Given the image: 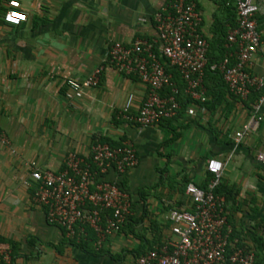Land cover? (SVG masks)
<instances>
[{
  "label": "crops",
  "instance_id": "obj_1",
  "mask_svg": "<svg viewBox=\"0 0 264 264\" xmlns=\"http://www.w3.org/2000/svg\"><path fill=\"white\" fill-rule=\"evenodd\" d=\"M9 1L0 0V131L9 139V144L0 143V243L11 253L10 262L2 264L135 263L132 251L141 241L132 233L108 235L102 243L105 251L98 253L96 247L68 241L65 228L33 199L35 183L28 162L58 171L71 153L90 160L91 144L98 136L115 141L124 137L136 148L137 165L120 174L112 164L104 173L107 180L123 185L133 216L143 212L144 190L150 213L160 220L165 219L164 208L179 207L183 195L189 204L182 182L204 188L208 159L222 160L220 186L224 192L232 190L226 214L229 248L245 245L240 248L252 250L256 264H264V167L257 160L264 152V90L262 102L257 101L263 117L259 129L240 143L233 134L248 121L255 103L250 107L210 77L204 79L205 91L211 92L209 106L190 101L185 109L180 106L176 118L141 127L123 108L133 94L129 114H138L149 88L136 72H122L108 52L114 42L133 46L137 40H156L159 51L156 15L166 14L173 0H18L26 15L21 22L6 18ZM256 2L263 40L250 69L264 75V0ZM197 7L198 29L207 40L209 58L218 59L225 48L235 60L234 45L225 40L222 47L215 45L221 27L228 35L237 23L235 10L223 0H197ZM99 66V85L83 88L70 101L67 77L84 79ZM184 94L188 95L186 89ZM175 133L178 137L172 139ZM148 223L146 219L145 226ZM78 226L75 237L87 236L84 228L89 225ZM146 235L152 236L151 230ZM163 237L164 245L174 238L170 227Z\"/></svg>",
  "mask_w": 264,
  "mask_h": 264
},
{
  "label": "built area",
  "instance_id": "obj_2",
  "mask_svg": "<svg viewBox=\"0 0 264 264\" xmlns=\"http://www.w3.org/2000/svg\"><path fill=\"white\" fill-rule=\"evenodd\" d=\"M230 2L234 4L237 15V25L227 36L229 44L237 45L234 64L231 54L209 64L208 43L198 29L201 17L197 0H173L166 14L156 15L159 56L155 51L156 40H137L133 46L114 42L110 46L109 59L126 74L136 72L149 88L136 115L129 114L134 96H128L123 108L126 117L141 127H147L177 115L180 109L179 89L159 57H166L170 65L179 70L186 82V92L193 100L204 102L207 99L204 79L208 66L210 70L217 71L230 92L242 100H247L253 89L264 90V75L254 74L250 69L254 56L262 49V35L256 20L260 8L256 0ZM8 7L5 13L8 20H26L18 0H10ZM102 71L103 67L99 66L84 79L67 77L66 97L72 101L83 88L98 86ZM168 86L171 93L162 94ZM258 102H262L261 97ZM258 102L248 121L234 132L236 143L259 129L263 117L259 113ZM0 143L9 144L8 137L1 131ZM89 159L100 166L101 173L114 164L122 174L137 165L138 154L131 142L114 147L96 141L91 144ZM257 160L264 167V152L257 154ZM90 161L71 153L66 158L65 168L58 171L40 168L35 161L28 162L27 166L35 183L33 199L47 207L49 218L63 226L69 238L75 236L76 226L89 225L96 231L97 245L101 246L108 235L120 231L127 222L132 214V201L116 181L100 180L92 188L95 173L91 170ZM207 171L213 176L207 188L188 184L186 192L190 195V203L173 207L165 213L174 238L171 237L160 249L137 257L134 264H256L252 250L234 247L230 253L228 251L231 229L224 213L225 198L215 193L224 162L209 158ZM104 211L111 214L105 216V225H102ZM10 254L9 248L0 243V263H9Z\"/></svg>",
  "mask_w": 264,
  "mask_h": 264
},
{
  "label": "trees",
  "instance_id": "obj_3",
  "mask_svg": "<svg viewBox=\"0 0 264 264\" xmlns=\"http://www.w3.org/2000/svg\"><path fill=\"white\" fill-rule=\"evenodd\" d=\"M230 1L231 0H223V2L226 5V7L229 10H233V11L235 10V14H236V8H235V6L230 5V3L233 4ZM227 2L228 3L230 2V3L228 4ZM236 25H237V23L235 22L233 27H235ZM220 32H221V34H220ZM219 34H220V38L215 43V45L219 44V46L222 47L223 46L222 42H224V40L227 41V36L228 35H227L226 30L224 28H222V27L219 30ZM262 40H263V37H262ZM234 46H235L234 49H237V45L234 44ZM155 51H156V53L159 56V51H158L157 47H155ZM224 51H225V48H223V51H222L223 54H221V57H219L218 59L209 58V53L207 51V55H208V58H209V64H211L213 62H216V61L222 60L225 57L226 53H227V52L225 53ZM160 60L164 64L166 70L168 72L172 73L174 85H176L178 87V89H179V93L177 94V99H178V101L180 103V106L182 108L184 107V109H185V106L190 101H194V100H192V98L189 95H185L184 94V89H186V82L182 79L179 70L176 67L171 66L170 65V61L166 57H160ZM234 63H235V60L232 59V64H234ZM205 75H206L205 76V81H207V79L209 77L210 78H214V79H218L219 81H221V84H225L228 87V85L223 80L222 76L217 71L210 70L209 66L206 68ZM261 92H262V90L253 89L251 94L249 95L248 99L246 100L247 101V105H249L251 107L252 103H256L259 100V97L261 96ZM164 93L165 94L171 93V87H166L162 91V94H164ZM210 95H211V92H209V90H208L206 92V96H207L206 101H204V102H202L200 104L209 106L210 105V99H209ZM178 112H180V111H178ZM176 117H177V115H176ZM176 117H173V119L176 118ZM163 120H171V118L163 119ZM177 137H178V135L175 133V135H174V137L172 139H176ZM124 140H125L124 137H122V139H120L118 141H115V140H111L110 138H105V137H102V136H98V137H95L93 139V142L99 141V142H102V143H108V144L116 147V146L122 145L124 143ZM168 141H171V138L168 139ZM166 142H167V140L164 143H166ZM91 170L95 173L94 181L92 183L95 184V183L99 182L100 180L106 179L104 173H101L100 166L97 165L96 163H92L91 162ZM208 175L209 176L207 178L206 185L203 186L204 188L207 187V185L209 184V182L211 181V179L213 177L212 174H210L209 172H208ZM94 184L92 186H94ZM182 184L185 186V188H187L189 183H188V181H183ZM118 185L120 186V188L122 190H124L123 185L121 183H118ZM220 185H221V183H219V185L216 187L215 193L217 195L224 196V198H225L224 213L227 214V203L229 201V198H231V196H232V190L229 191V189H227V190L225 189L226 192H224V189ZM34 191H35V189L33 190V194H34ZM141 197H142V200H143L142 201L143 202L142 203L143 204V212L139 216H133L131 214L128 217L127 222L121 228V230H123L126 233H132L133 235H135V237H137L141 241L139 247H137L135 250L132 251V253H133L135 258L145 254L146 252H148L150 250L160 249L161 247H163V245L165 243V241H164L165 238L163 237V231H164V229L170 227V222L166 221L164 218L160 220L158 218L159 217L158 215H155V214L153 215L152 213H150V210H149L148 204H147V193H146L145 190L141 192ZM188 201H189L188 198H186V196L183 195L182 199L178 202L177 206L180 207L183 204L187 205ZM171 208H173V207H166V208H164L163 212L167 213ZM46 209H47V207H46ZM109 214H111L109 211H105V212L102 213V216H104V219H105V215H109ZM146 219L149 221L147 226H145V220ZM78 227L79 226H76V229H77V231L79 233L80 230H79ZM81 227L82 226H80V228ZM84 230L86 231L87 236H80L79 235V238H78V236L75 237L76 236L75 235V236H73L71 238H68L67 240L71 241L73 243L76 242L77 245L82 246L84 248H86L87 245H91L93 247H96L95 251L98 252V253L104 252L105 250L103 249V244H102V246H98L97 245L98 236H97L96 231H94L89 226H85ZM147 230H151L152 236H147L146 235ZM65 233H66V230H65ZM230 237H231V235H230ZM78 239H79V241H78ZM60 244L61 245L63 244V240L60 242ZM239 247H245V245H240ZM60 251H61V248H60ZM228 251L230 253L232 251V249L229 248ZM0 264H2V263H0Z\"/></svg>",
  "mask_w": 264,
  "mask_h": 264
}]
</instances>
